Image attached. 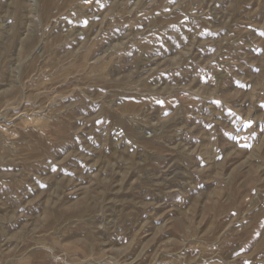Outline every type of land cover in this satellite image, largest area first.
I'll use <instances>...</instances> for the list:
<instances>
[{
	"label": "rangeland",
	"instance_id": "rangeland-1",
	"mask_svg": "<svg viewBox=\"0 0 264 264\" xmlns=\"http://www.w3.org/2000/svg\"><path fill=\"white\" fill-rule=\"evenodd\" d=\"M0 264H264V0H0Z\"/></svg>",
	"mask_w": 264,
	"mask_h": 264
}]
</instances>
